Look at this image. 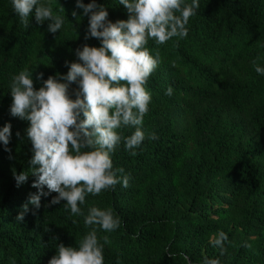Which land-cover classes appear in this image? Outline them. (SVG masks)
<instances>
[{"label":"trees","instance_id":"16d2710c","mask_svg":"<svg viewBox=\"0 0 264 264\" xmlns=\"http://www.w3.org/2000/svg\"><path fill=\"white\" fill-rule=\"evenodd\" d=\"M96 2L111 22L127 19L117 0ZM46 3L66 18L55 34L48 21L37 25L34 17L25 28L10 0H0V127L10 123L12 133L10 151L0 145V264H48L56 245L78 246L91 230L83 217L64 210V201L46 206L56 193L42 197L33 214L29 122L9 112L13 75L32 70L39 89L38 73L43 79L66 74L75 49L100 46L84 39L88 17L75 0ZM188 28L178 42L147 45L152 54L159 51L161 63L146 84L152 95L146 138L135 156L123 143L112 155L113 167L130 175L129 187L86 197L85 213L90 206L111 208L122 220L116 231H98L108 237L104 264H202L204 257L264 264V75L252 63L264 67V0H200ZM169 85L171 97L164 94ZM122 131L127 136L133 129ZM152 132L157 140L147 138ZM20 172L29 175L17 187L14 173ZM25 204L29 211L20 222ZM217 231L228 235L223 256L209 244Z\"/></svg>","mask_w":264,"mask_h":264},{"label":"clouds","instance_id":"9594fccd","mask_svg":"<svg viewBox=\"0 0 264 264\" xmlns=\"http://www.w3.org/2000/svg\"><path fill=\"white\" fill-rule=\"evenodd\" d=\"M10 4L25 28L34 17L37 25L48 21L47 31L55 34L66 19L65 15H54L46 0H10ZM117 4L126 9L127 19L113 23L107 8L96 0L87 4L75 0V7L88 17L84 39L95 38L100 46L84 44L75 49L76 62H65L66 74L43 79V73H38L36 80L42 81L39 89L34 88L28 68L10 80V115L29 122V165L35 177L31 187L37 189L28 199L33 214L41 208L42 197L56 193L46 206L64 201V210L83 217L84 225L91 229L78 246L56 245L48 264H104L108 237H98V231H116L122 220L111 208L90 206L85 213L86 197L114 190L117 184L129 187L130 175L122 167H113L112 155L123 143L124 149L135 156L146 138L144 118L152 102L146 84L161 63L159 51L152 54L147 45L149 41L159 46L173 38L177 42L186 38L189 20L197 15L200 0H117ZM72 16L80 18L76 11ZM252 63L255 72L264 75V67L255 60ZM164 94L171 97L173 87L169 85ZM124 129L133 131L125 136ZM11 135L10 123L0 127V145L6 152L10 151L7 146ZM147 138L157 140L158 135L152 132ZM28 175L14 173L16 186L26 182ZM28 204L22 206L16 220H24ZM227 241L224 231L209 237V244L219 249L220 256L226 252ZM202 264L222 261L204 257Z\"/></svg>","mask_w":264,"mask_h":264}]
</instances>
